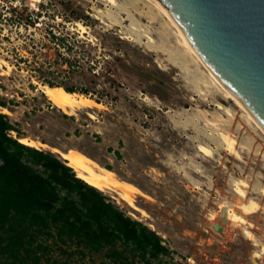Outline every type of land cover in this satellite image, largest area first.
I'll use <instances>...</instances> for the list:
<instances>
[{"label": "rangeland", "instance_id": "obj_1", "mask_svg": "<svg viewBox=\"0 0 264 264\" xmlns=\"http://www.w3.org/2000/svg\"><path fill=\"white\" fill-rule=\"evenodd\" d=\"M113 1L0 0V113L17 130L10 134L58 158L55 148L78 149L137 186L143 195L133 203L144 214L103 193L171 250L151 264L248 262L249 238L264 244V134L186 52L155 3ZM47 82L84 88L103 107L65 114L43 94ZM251 200L260 206L245 217L253 228L214 230L221 204L242 215L237 207ZM51 255L45 264H110L55 246Z\"/></svg>", "mask_w": 264, "mask_h": 264}, {"label": "trees", "instance_id": "obj_2", "mask_svg": "<svg viewBox=\"0 0 264 264\" xmlns=\"http://www.w3.org/2000/svg\"><path fill=\"white\" fill-rule=\"evenodd\" d=\"M47 85L88 95L63 82ZM11 131L17 132L0 113V264H45L54 246L82 258L99 254L110 264H151L171 253L154 230L127 216L64 160L22 144Z\"/></svg>", "mask_w": 264, "mask_h": 264}, {"label": "water", "instance_id": "obj_3", "mask_svg": "<svg viewBox=\"0 0 264 264\" xmlns=\"http://www.w3.org/2000/svg\"><path fill=\"white\" fill-rule=\"evenodd\" d=\"M196 53L264 129V0H158ZM220 211L221 231L228 223Z\"/></svg>", "mask_w": 264, "mask_h": 264}, {"label": "bare ground", "instance_id": "obj_4", "mask_svg": "<svg viewBox=\"0 0 264 264\" xmlns=\"http://www.w3.org/2000/svg\"><path fill=\"white\" fill-rule=\"evenodd\" d=\"M155 3L156 7L159 11L170 21V23L174 26L176 31L179 34V40L181 45L186 50V52L193 58V60L198 64L201 65L209 75L211 81L223 92L226 98L233 100V102L239 106L245 114H247L248 118L256 125V127L264 134V129L255 116L243 105L230 91L229 89L221 82V80L213 73V71L205 64V62L200 58V56L196 53L195 49L189 42L188 38L184 34L181 27L172 17V15L168 12V10L158 1V0H151ZM110 3L115 4L113 0H109ZM75 26L77 29L82 33L85 34L86 27L81 22H76ZM8 66V65H7ZM9 69V67H8ZM42 92L48 101L51 104L61 110L63 113L68 115H73L77 111L84 109V108H102L103 105L88 95L78 94V93H71L67 92L61 86H42ZM221 107V106H220ZM4 113H8V110L4 109ZM93 117V115H92ZM19 142L25 144L30 147L39 148L37 142L28 137H19ZM225 141L227 144L228 149L231 153H235L237 150L235 149V141L231 137H225ZM42 146H46L45 144L41 143ZM56 151L61 160H64L66 164L71 167L77 174L79 178L85 181L87 184L95 187L96 189L104 192L106 190H112L117 193V195L132 205L134 208L140 210L143 214L144 211L136 207L133 203V195L134 194H142L143 192L134 184L122 180L116 176V174L109 169L103 168L99 166L92 158H90L87 154L83 153L82 151L70 148L67 150H58L57 148L53 149ZM52 150V151H53ZM200 151L203 152L205 155L209 156L210 150L207 147H201ZM63 161V162H64ZM247 186V184H245ZM236 193L241 197L245 198V192L243 189L238 188ZM226 207L227 208V219L229 222H235L240 226L247 225L249 228H253L254 225L246 220V216L251 215L257 212L260 206L253 200L248 203H244L237 208L241 211L242 215H238L236 210L232 207H229L227 204H221L219 206V210L215 212L214 216L212 217V224H221L222 218L220 217V211ZM227 223V224H228ZM212 225V226H213ZM246 232V231H245ZM248 232V231H247ZM249 235L250 232H248ZM252 236V235H251Z\"/></svg>", "mask_w": 264, "mask_h": 264}, {"label": "built area", "instance_id": "obj_5", "mask_svg": "<svg viewBox=\"0 0 264 264\" xmlns=\"http://www.w3.org/2000/svg\"><path fill=\"white\" fill-rule=\"evenodd\" d=\"M253 242V246L256 247L252 250L249 261L243 264H264V244L255 242L253 238H249Z\"/></svg>", "mask_w": 264, "mask_h": 264}]
</instances>
